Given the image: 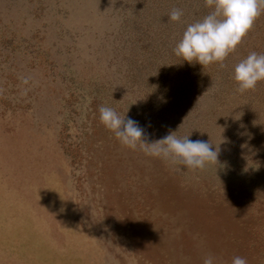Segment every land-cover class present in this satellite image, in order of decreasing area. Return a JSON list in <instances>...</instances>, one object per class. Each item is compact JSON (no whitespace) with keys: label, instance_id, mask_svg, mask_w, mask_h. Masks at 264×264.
Here are the masks:
<instances>
[{"label":"rangeland","instance_id":"374dc122","mask_svg":"<svg viewBox=\"0 0 264 264\" xmlns=\"http://www.w3.org/2000/svg\"><path fill=\"white\" fill-rule=\"evenodd\" d=\"M173 8L183 11L171 21ZM205 0H0V264H264V12L224 61L174 53ZM111 107L149 142L218 146L181 171L120 144Z\"/></svg>","mask_w":264,"mask_h":264},{"label":"clouds","instance_id":"9594fccd","mask_svg":"<svg viewBox=\"0 0 264 264\" xmlns=\"http://www.w3.org/2000/svg\"><path fill=\"white\" fill-rule=\"evenodd\" d=\"M205 6L211 11L187 26L174 53L189 64L196 62L207 67L216 63L224 68L226 58L236 50L264 12V0H205ZM182 15L181 9L173 8L169 19L180 21ZM233 79L238 84V92L254 90L258 82L264 81V55L251 52L235 65ZM99 113L101 123L121 145L178 166L176 171L182 170L179 166L196 171L203 170L208 164L217 165L219 148H214L209 141L178 137L175 131L149 142L144 129L137 121L125 118V114L120 115L106 106H101ZM203 264H214V257L206 256ZM232 264H247V260L235 256Z\"/></svg>","mask_w":264,"mask_h":264}]
</instances>
